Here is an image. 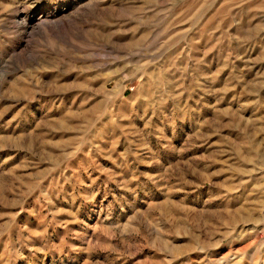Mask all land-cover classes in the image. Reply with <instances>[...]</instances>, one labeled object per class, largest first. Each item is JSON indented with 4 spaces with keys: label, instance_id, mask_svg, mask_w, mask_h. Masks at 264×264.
Instances as JSON below:
<instances>
[{
    "label": "rangeland",
    "instance_id": "1",
    "mask_svg": "<svg viewBox=\"0 0 264 264\" xmlns=\"http://www.w3.org/2000/svg\"><path fill=\"white\" fill-rule=\"evenodd\" d=\"M0 264H264V0H0Z\"/></svg>",
    "mask_w": 264,
    "mask_h": 264
},
{
    "label": "bare ground",
    "instance_id": "2",
    "mask_svg": "<svg viewBox=\"0 0 264 264\" xmlns=\"http://www.w3.org/2000/svg\"><path fill=\"white\" fill-rule=\"evenodd\" d=\"M170 253V252H169Z\"/></svg>",
    "mask_w": 264,
    "mask_h": 264
}]
</instances>
